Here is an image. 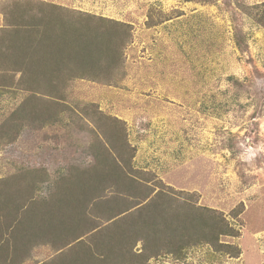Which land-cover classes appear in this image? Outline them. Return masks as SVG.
Segmentation results:
<instances>
[{
  "label": "rangeland",
  "instance_id": "rangeland-1",
  "mask_svg": "<svg viewBox=\"0 0 264 264\" xmlns=\"http://www.w3.org/2000/svg\"><path fill=\"white\" fill-rule=\"evenodd\" d=\"M7 1L0 0V12ZM33 1L130 25L131 39L115 84L69 81L57 126L26 127L7 140L0 178L23 165L57 169L62 152L83 162L81 150L94 140L83 129L105 139L96 127L100 113L125 123L135 168L197 194L199 205L221 212L239 233L220 238L240 249L238 258L201 245L148 264H264V30L235 10L238 3L264 9V0ZM20 99L0 89V120ZM31 255L23 264H41L54 252L42 246Z\"/></svg>",
  "mask_w": 264,
  "mask_h": 264
},
{
  "label": "trees",
  "instance_id": "trees-1",
  "mask_svg": "<svg viewBox=\"0 0 264 264\" xmlns=\"http://www.w3.org/2000/svg\"><path fill=\"white\" fill-rule=\"evenodd\" d=\"M235 10L264 30L262 5ZM0 13V89L21 98L2 115L0 148L26 127L57 126L69 81L121 78L130 25L33 0H8ZM235 37L246 49L245 36ZM96 127L105 139L83 129L94 135L83 162L62 152L57 169L23 165L0 178V264H23L42 246L54 256L41 264H148L201 245L239 257L237 246L220 242L239 236L221 212L134 167L124 122L99 113Z\"/></svg>",
  "mask_w": 264,
  "mask_h": 264
}]
</instances>
